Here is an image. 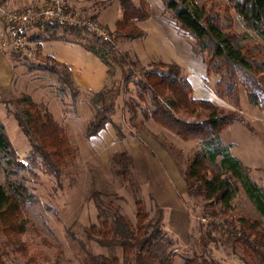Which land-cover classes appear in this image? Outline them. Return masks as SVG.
Returning a JSON list of instances; mask_svg holds the SVG:
<instances>
[{"label": "rangeland", "instance_id": "rangeland-1", "mask_svg": "<svg viewBox=\"0 0 264 264\" xmlns=\"http://www.w3.org/2000/svg\"><path fill=\"white\" fill-rule=\"evenodd\" d=\"M190 5L192 9L205 8L212 20L218 17L225 32L233 35L237 41V48H242L248 58L256 64L264 62L263 39L244 24L232 8L231 0H196ZM169 19L171 23L176 24L179 35L176 36L177 41L182 42L181 38H184L187 44H191V52L188 55L179 51L175 57H171L165 50L172 52V48L159 42L155 38L157 31L154 26L149 25V38L145 42L143 39H122L114 43L115 52L108 59L109 75L108 78L104 76L101 86L86 87L80 82L77 86V82L73 80L79 89L76 98L69 94L70 91L66 95L61 93L60 88L63 86L55 72H63V67L58 66V62L53 59L38 53V45L30 48L29 37L25 48H14L11 45L16 59L12 63L11 58H7L9 66L0 76V123L13 146L15 158L14 163L10 165L7 160L11 158H6L0 153V184L7 183V175L10 180L23 182L34 195L35 201L25 206L22 211L27 228L22 237L27 247L26 255L14 247L7 246L6 238L0 234V260L5 264H81L80 243L90 247L95 255L116 256L122 260L120 248L103 247L96 240L88 239L85 232L93 225L100 226L101 210L97 206L99 201H102L103 211L109 212L108 210L113 209L115 212L117 209L136 225L135 195L115 174L112 160L114 154L124 151L133 158L132 176L140 189L137 197L144 201L150 215L149 221L157 218L159 207L155 205L154 194L156 192L162 198L167 192L165 187H171L165 176L166 161L161 159L149 139L142 137L141 133L150 137L168 153L174 173L177 171L182 182H185L186 170L194 156L203 151V145L198 141H183L151 120L145 122L142 110L147 104L140 102L138 98L140 89L137 83L143 78L144 69H148L152 62L169 61L167 63L179 64L182 76L187 79L189 77L188 80L192 82L193 98L210 100L222 109L238 113L241 122H234L227 128L222 134V141L231 147L234 156L249 167L252 179L264 187V96L262 95L260 106L251 104L245 84L241 82L232 98L238 100V105L235 100L219 97L216 93L219 76L207 73V54L199 52L195 38L180 28L172 14H169ZM40 35L43 39L49 36L46 33ZM82 37L85 38L84 35ZM129 44L135 56L127 48ZM136 52L143 56L141 61L148 58L155 60L141 64L135 58ZM120 55L125 57L126 66L118 59ZM233 69L237 72L236 68ZM239 77L245 81L240 71ZM259 77L264 75L256 78ZM101 91H106L108 102L114 100L115 110L110 113L111 123L98 135L88 138V123L103 105L97 97ZM24 97L32 98L36 105L54 115L57 122L66 129L76 150V158L68 162L59 178L43 171L40 157L33 153L30 142L19 128L15 117H24ZM132 104H136V112L132 111ZM203 111L201 116H198V113L180 114L184 119L195 121L205 118ZM209 169L216 172L218 164ZM171 183L174 184L172 181ZM234 188L236 195L231 208L225 213L226 216L213 215L221 210L220 206L212 207L202 197L190 196L187 193L180 196L176 190V198H173L172 192L168 191V206L172 216L165 219L164 229L169 234L176 232V239L170 235L175 242L172 264H185V259L195 254L207 255L219 264H264V250L261 256L250 259L244 253L243 246L237 245L231 235L234 230L231 224L243 218L258 221L264 231V217L257 212L236 180ZM179 197L180 201L177 200ZM182 204L187 210H191L189 212L192 213V218L185 216ZM176 216L178 219L173 218ZM109 217L112 219L110 212ZM208 222L227 223L221 233L217 232L220 234H214L218 239L216 243L208 242L207 237L203 235L205 229L200 228V225L204 224L208 229ZM189 228H192L190 238ZM200 235L208 242L207 247L201 244Z\"/></svg>", "mask_w": 264, "mask_h": 264}, {"label": "trees", "instance_id": "trees-1", "mask_svg": "<svg viewBox=\"0 0 264 264\" xmlns=\"http://www.w3.org/2000/svg\"><path fill=\"white\" fill-rule=\"evenodd\" d=\"M136 5L133 0H120L123 16L118 21L116 30L109 35L112 41H102L96 35L89 33L85 28L73 27L65 24H47L38 27L41 34L49 36L40 40H62L81 45L85 50L100 58L106 66L109 57L115 52L114 43L119 39L136 40L143 38L145 32L138 23L150 18L151 12L145 0H139ZM167 10L173 15L181 29L193 36L197 42L199 52L207 54V73L219 76L217 95L221 98L232 99L239 83L244 82L251 104L260 106L264 96V62L256 64L248 58L242 48H237V41L225 32L222 23L217 17L212 20L205 8H191L196 0H164ZM232 8L236 10L244 24L256 32L264 41V0H231ZM230 19L229 16H227ZM226 18V19H227ZM93 19V18H91ZM95 20V19H93ZM221 23V24H220ZM84 35L85 38L82 36ZM195 47V49L197 50ZM51 59V58H50ZM123 66L127 65L125 57L118 58ZM54 60V59H53ZM55 61V60H54ZM57 62V61H56ZM63 72H55L58 76L61 93L76 98L79 89L73 82L71 72L67 66ZM151 66V67H150ZM144 69V76L138 81V98L147 104L142 110L146 121H153L166 130L172 132L183 141H198L203 145V151L197 153L186 173L184 181L186 193L190 196L202 197L210 206H220L221 210L213 213L217 216H226L227 210L236 195L234 181L242 186L244 192L252 202L257 212L264 217V187L255 182L250 169L231 153V147L222 141L223 132L234 122H241L238 113L227 111L215 105L210 100H200L192 97L193 87L186 77L182 76V68L178 64L164 62L152 63ZM237 69V72L235 69ZM243 73V81L239 77ZM249 78V79H248ZM103 103L102 107L90 119L87 126V137L98 135L111 123L110 113L115 110V102H108L106 91L97 95ZM24 117L16 115L20 130L28 139L31 150L40 157L43 171L55 178H59L62 170L70 160L76 158V150L72 146L66 129L60 125L54 115L32 100L24 97ZM136 104L131 105L132 111ZM205 110V111H203ZM205 118L190 121L181 117V112L197 114ZM117 126V125H116ZM118 128V126H117ZM0 153L6 158L8 164L14 163L15 153L13 146L0 123ZM115 174L126 184L135 195L136 225L130 222L118 210L103 211L102 201L97 206L101 210L100 226L93 225L86 232L88 239H94L103 247L122 250V260L116 256L95 255L90 247L81 244V264H172L175 257V242L164 229L165 211L158 208V216L149 221V212L144 201L137 197L139 186L132 176L133 158L127 152H119L112 157ZM218 164L216 172L210 171L212 165ZM7 175V183L0 184V234L6 238V245L16 248L17 251L27 254V247L22 237L26 233V222L22 211L28 204L35 201L34 195L23 182L13 181ZM226 222L227 219H225ZM224 222V221H223ZM233 226L234 242L244 248L248 258L261 256L264 250V231L258 221L240 219L231 224ZM204 224L203 235L208 242H217L214 234H220L227 223ZM220 233H217V232ZM200 235L202 245L207 247L208 242ZM262 248V249H260ZM264 258V256H262ZM0 264H5L0 260ZM185 264H219L207 255L195 254L185 259Z\"/></svg>", "mask_w": 264, "mask_h": 264}, {"label": "crops", "instance_id": "crops-1", "mask_svg": "<svg viewBox=\"0 0 264 264\" xmlns=\"http://www.w3.org/2000/svg\"><path fill=\"white\" fill-rule=\"evenodd\" d=\"M47 1L48 0H0V5L12 12L20 13L28 10L43 8L46 5ZM68 1L71 9L81 12L83 16L95 19V21H97L101 26H103L111 33H113L116 30L117 23L122 19L123 16L120 0H68ZM133 1L136 5H138L140 2L139 0H133ZM145 1L149 6L151 16L149 19L138 23L139 28L145 32V36L143 38L136 40L143 39L144 41L143 40L142 41L145 42V40L149 38V32L147 31V27L149 25L152 27L154 26L155 31H157V35L155 36V38L158 39L159 42L163 44H168L169 47L172 48L173 50L172 52L165 50L171 57H175L176 52L179 53V51L188 55L189 52H191L192 46L189 42L188 43L190 45L187 44L184 38H181L182 42L177 41L176 36H179L176 30L177 27L176 24L171 23L169 19V14L171 13L167 10L165 1L164 0H145ZM39 34L40 31L38 28H33L30 30L29 40L31 41L28 44V46L32 48L38 45V49H39L38 53H41L46 58L54 59L58 63L67 66V68L71 72L72 79L77 82L76 83L77 86L80 85L81 83L86 87H89V85L98 87L97 85L99 86L102 85L103 80L105 79L104 76L108 78L109 73L105 63L94 54L85 50L81 45L77 44L76 42L73 43L62 40L43 41L37 39ZM118 41H122V39H119ZM186 45H188V47H186ZM127 48L129 49L130 52L133 53L132 55L135 56L134 51H132L131 44H129ZM133 48L135 47L133 46ZM165 48L167 49L168 47ZM136 53L137 55L135 58L141 64L151 63L152 60H155L154 58L153 59L148 58L146 60H142L143 61L142 63L141 57L143 56H141L140 53L138 54V52ZM15 56L16 55L14 48L11 46L9 40L7 39L5 30H3L2 26L0 25V67H3V69L0 68V76L4 73L5 68L9 66L8 65L9 57L11 58L12 63H14L16 59ZM167 64H171V63H167ZM14 72L16 73L15 69ZM12 73L13 72L11 68V74ZM189 82L192 85V82L190 80ZM140 135L142 137L148 138L149 143L151 144L152 147L155 148V150L158 152V155H160L161 159H163V161H166L165 170L167 171L169 177L167 173H165L166 174L165 176H167L168 178L167 180H169V186L171 188L175 187V189L165 187L167 192H165V196L162 198L161 196L159 197L154 190L155 205H157L159 208L164 209L165 211L164 223H165V219H167V216L168 218L172 216L171 210L169 209L168 206V202L170 200V194L168 191L172 192L173 198L174 197L176 198V194H175L176 190L180 196H183L187 192L186 185L185 182H182L181 177L179 176L177 171L174 173L171 167V162L168 153L164 149H162L158 145V143L152 141L150 137L146 136L144 133H141ZM172 166L175 167L173 164ZM171 181L174 184H172ZM177 200L180 201V197L179 199L177 198ZM183 210L185 212V216H187L188 219L192 218V213L189 212L191 211L190 209L187 210V208L183 205ZM177 217L178 216L173 218L178 219ZM191 231L192 228H189L188 238L191 237ZM169 235H172L174 239H176L175 238L176 232H171ZM177 239L179 240V238Z\"/></svg>", "mask_w": 264, "mask_h": 264}, {"label": "built area", "instance_id": "built-area-1", "mask_svg": "<svg viewBox=\"0 0 264 264\" xmlns=\"http://www.w3.org/2000/svg\"><path fill=\"white\" fill-rule=\"evenodd\" d=\"M54 23L85 28L102 41H112L109 32L103 26L90 17L83 16L81 12L71 9L68 0H48L43 8L20 13L12 12L0 5V25L14 48H25L31 29Z\"/></svg>", "mask_w": 264, "mask_h": 264}]
</instances>
